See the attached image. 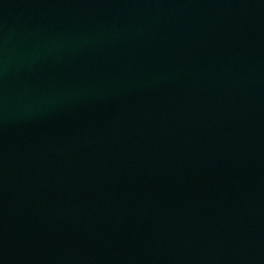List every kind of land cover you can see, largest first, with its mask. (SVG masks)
Instances as JSON below:
<instances>
[{"label": "water", "instance_id": "obj_1", "mask_svg": "<svg viewBox=\"0 0 264 264\" xmlns=\"http://www.w3.org/2000/svg\"><path fill=\"white\" fill-rule=\"evenodd\" d=\"M0 264H264V0H0Z\"/></svg>", "mask_w": 264, "mask_h": 264}]
</instances>
